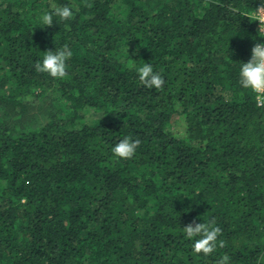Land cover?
Instances as JSON below:
<instances>
[{
	"label": "trees",
	"instance_id": "16d2710c",
	"mask_svg": "<svg viewBox=\"0 0 264 264\" xmlns=\"http://www.w3.org/2000/svg\"><path fill=\"white\" fill-rule=\"evenodd\" d=\"M261 1L0 0V264H264V106L239 82ZM54 5L73 18L39 24ZM65 46V78L36 70Z\"/></svg>",
	"mask_w": 264,
	"mask_h": 264
},
{
	"label": "clouds",
	"instance_id": "9594fccd",
	"mask_svg": "<svg viewBox=\"0 0 264 264\" xmlns=\"http://www.w3.org/2000/svg\"><path fill=\"white\" fill-rule=\"evenodd\" d=\"M74 12L69 6H53L50 11L43 12L39 17V24L51 26L55 18L60 20H71ZM72 52L66 46L58 50H48L43 55L41 61L36 64V70L47 72L55 78H65L68 75L66 61L71 57ZM140 80L146 87L161 88L164 84L162 75L154 71L151 64L145 63L137 69ZM239 82L244 88L253 90H264V43H256L251 50V57L245 62L240 63ZM140 141L125 137L112 148V151L120 158H131ZM221 232L219 226L211 222L189 223L184 226L185 235L192 240V248L196 253L205 255L214 252L217 246V236ZM199 236V239L195 237ZM228 257H223L222 264H226Z\"/></svg>",
	"mask_w": 264,
	"mask_h": 264
},
{
	"label": "rangeland",
	"instance_id": "374dc122",
	"mask_svg": "<svg viewBox=\"0 0 264 264\" xmlns=\"http://www.w3.org/2000/svg\"><path fill=\"white\" fill-rule=\"evenodd\" d=\"M50 99H48L47 101L45 102H40L39 100H36L33 102V104H31L30 108H29V112L28 114H30L31 116L32 115H35V117L37 118L38 122L35 123L36 125H38L39 123L41 124V122H43V120L45 119V116L43 117V111L44 109L47 110L49 107V102ZM32 102V101H31ZM38 104L41 106L40 108L38 107ZM0 113L3 112V110L5 109L4 107L0 106ZM99 114H96V113H90L88 112L86 114V121H90L96 117H98ZM172 131L178 135V136H183L184 135V124L182 121H180L177 125L175 124V126L172 127Z\"/></svg>",
	"mask_w": 264,
	"mask_h": 264
},
{
	"label": "built area",
	"instance_id": "2783aa9c",
	"mask_svg": "<svg viewBox=\"0 0 264 264\" xmlns=\"http://www.w3.org/2000/svg\"><path fill=\"white\" fill-rule=\"evenodd\" d=\"M253 18L256 20L258 32L264 38V0L261 1L256 10L252 13ZM264 43V42H263ZM255 94L256 104L264 106V90H253Z\"/></svg>",
	"mask_w": 264,
	"mask_h": 264
}]
</instances>
